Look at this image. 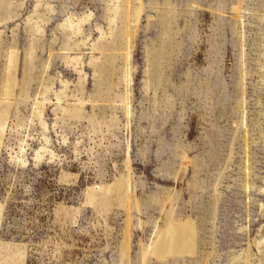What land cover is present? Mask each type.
Listing matches in <instances>:
<instances>
[{
	"label": "rangeland",
	"instance_id": "1",
	"mask_svg": "<svg viewBox=\"0 0 264 264\" xmlns=\"http://www.w3.org/2000/svg\"><path fill=\"white\" fill-rule=\"evenodd\" d=\"M0 264H264V0H0Z\"/></svg>",
	"mask_w": 264,
	"mask_h": 264
}]
</instances>
